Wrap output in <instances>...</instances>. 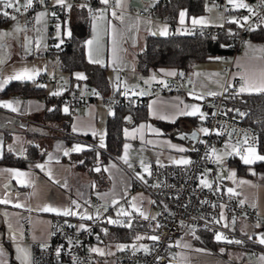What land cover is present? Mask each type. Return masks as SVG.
I'll use <instances>...</instances> for the list:
<instances>
[{"label":"crops","instance_id":"1","mask_svg":"<svg viewBox=\"0 0 264 264\" xmlns=\"http://www.w3.org/2000/svg\"><path fill=\"white\" fill-rule=\"evenodd\" d=\"M50 1H54L55 4V0H45V6L36 12V17L40 12L46 14L40 18L39 22L36 19V23L28 32L23 30V21L18 19L22 17L24 20L23 16L17 18V23L7 24L8 20H5L2 15L5 9L0 6V33L5 34L0 36V79H6L17 72L28 69L33 74L38 70L39 74H46L49 77L57 76L62 83L69 85L86 82L85 79L79 80L72 77L77 71L68 73L60 68L68 77L62 79L57 75L55 65L59 66V63L51 51L49 54L42 55L43 57L35 56L34 52L41 50L48 41L49 11L45 7H52L48 6ZM77 1L75 5L73 0H66V5H71V8L64 7L67 15L63 22L58 24L60 39L52 36L54 38L53 47H57L61 44V40L64 42V39L68 37V35L64 36V33L66 28L70 31L68 20L73 17V10L80 8L79 1L81 0ZM113 1L118 11L115 17L107 4H102L99 0L94 18L88 20V35L81 44L86 61L103 68L106 78L107 86L103 90L100 91L90 86L102 93H110L114 91V81H117L123 89L130 90L138 84L152 86L161 81L163 83L171 81L174 76H167L165 73L167 71L180 73L181 70L175 67H159L147 74H140L135 66V54L143 48L146 38L149 36L164 37L159 34V31L164 26L168 28V21L164 17L154 15L148 19L138 16L136 10L141 6L153 7L159 0H120L119 7H117V0ZM200 2V12H187L184 7L177 10L174 22H172L173 29L168 28V35L178 34L177 28L181 25L179 23L181 11L186 12L185 23L182 26L193 25V18H203L207 22L205 25L195 26L220 25V11L215 8L212 0H200ZM243 3L250 7L255 1L249 0ZM233 7L235 8L234 5ZM262 17L264 20V9ZM259 26L264 27V22ZM17 27H21L22 31H17ZM17 38L19 43L15 45L14 40ZM89 40L93 41L91 45L87 43ZM37 42H39V47H37ZM90 57L93 62H90ZM225 66H230V69L226 70ZM80 72L85 77L84 73ZM185 74V80L179 85L180 92L155 94L146 99L145 119L131 124L130 114L125 112L126 124L121 130L122 143L116 155L108 154L105 150L106 120L112 114L113 109H106L101 101L97 100L90 105L69 107L61 104V111L69 114L68 127L65 130L58 122L44 118L45 111L52 108L50 104L45 103L44 98L57 97L51 93L60 92L58 84L53 82L35 84L33 81L37 75H34L32 80L10 81L9 83H18L17 90L4 94L0 90V103L13 102L18 109L13 112L0 107V158L3 153H9L13 157H24L29 147H33L36 155L40 156L24 162L21 166L0 162V200L9 201V203H0V250L3 252L0 255V264H21V260L17 259V256L21 255L17 252V247L26 249L29 254L32 242L46 244L50 239V219L52 217H59L72 223L76 217L85 214L94 216L96 209L90 205L91 197H97L101 201L106 213L105 219L110 226L117 224L109 223V218L123 222L140 220L146 222L147 228L137 231L134 237L141 232L152 233L155 236V227L147 223L131 207L135 203L137 208L148 216V219L155 217V206L150 197L134 187L135 178L140 179V175L143 176L140 180L145 178L146 172L141 166V161L147 165L148 163L177 164L173 161L189 160L197 138V132L195 137L192 133L199 125L200 118L199 114L184 116L178 113L184 110L185 105H197L200 108L202 101L211 96L207 93H219L225 83L237 81L239 89L242 85L247 87V84H253L259 87L264 83V39L257 40L248 36L245 45L229 59H225L222 54L197 61ZM153 76L155 79H152ZM145 81L148 82L145 83ZM23 83H27L28 88L22 89ZM39 85H45V87H39ZM256 92L258 91H239V95ZM17 101H19L18 104L15 103ZM65 108L68 109L67 112L64 111ZM58 130L82 136L86 141L66 140ZM125 130L129 135H125ZM101 137H103L104 147H100ZM125 144L129 145L128 163H125L123 159ZM76 145L82 146V150L71 151ZM171 145L176 147H171ZM180 147L185 151L176 150ZM89 148L97 151L96 158L99 152L107 153L101 163H96L91 167L92 173H95L94 176L88 169L76 168L74 163L68 160L70 155L81 153ZM231 148L233 149V146ZM65 151L69 154L65 155ZM216 155L222 157L221 162L217 163L219 166L217 176L223 181L225 192L232 194L246 205L254 207L264 218V171H254L250 164H245L238 156L242 163L248 165L245 173L239 174L235 167L228 163V157L233 155L225 152ZM49 156L52 158L49 159ZM37 164L44 165V170L35 167ZM97 168L99 171H96ZM17 171L28 175L16 176ZM233 172H235L234 177L231 175ZM229 189H232V192H229ZM139 192H141L140 195H138ZM16 204H21L23 207H15ZM118 204L130 207V216L116 214L115 209ZM45 207L61 211L70 208L77 214L58 215L56 212L43 211ZM23 217H28L30 221L28 235H24L21 230L20 221ZM218 223L246 240L239 244H230L223 240L217 241L207 232L197 230L196 233L203 244L188 236L173 243L172 250L177 264H264V259H262L264 245L258 243V237L264 234V222L249 221L241 215H228L222 210ZM257 224L261 227L257 228ZM117 226L122 227L123 225ZM141 240L146 243L144 246L146 249L152 241L146 237ZM110 241L126 240L114 238L107 233L99 242H88L87 247L92 249ZM120 250L113 253L112 249L110 256L113 258ZM92 255L91 264H112L104 262L101 255L94 252ZM60 264L66 263L61 262ZM113 264H115L114 261Z\"/></svg>","mask_w":264,"mask_h":264},{"label":"built area","instance_id":"2","mask_svg":"<svg viewBox=\"0 0 264 264\" xmlns=\"http://www.w3.org/2000/svg\"><path fill=\"white\" fill-rule=\"evenodd\" d=\"M254 1L255 3L248 8H234L228 3V0H212L215 8L220 11V25L211 27L180 25L177 28L178 34L183 32L185 34L182 35H209L215 38L226 33L231 41V52L223 54V57L229 59L232 54L245 45L248 32L264 22L262 17L264 0ZM98 4L99 0L79 1V7L85 10L84 17L87 20L94 18ZM42 7L43 4H40L38 0H33L32 7L27 11L21 8V11L17 13L14 9H5L10 15L8 17L3 15V18L12 20L11 16L16 18L23 16L22 27L24 31L28 32L36 23V12ZM107 7L116 15L118 14L113 0H109ZM45 8L49 11L48 41L36 53L38 56L50 53L49 47L52 41L50 38L57 31L61 19L67 15L65 8L59 5L46 6ZM136 14L150 19L154 16V10L153 7L141 6L136 10ZM231 17L238 23L229 22ZM168 28L169 30L173 29L171 22H168ZM78 44L81 45L82 42L80 41ZM225 69L229 70L230 66H225ZM180 73L183 75L178 73L169 82L157 83L152 86L138 84L131 90L123 89L117 81H114V91L110 93H102L93 89L86 82L73 85L62 83L59 77H49L46 74H38L33 82L35 84L48 82L58 84L61 94L57 97L61 104L67 107L90 105L99 100L106 109L122 106L135 109L142 107L146 99L152 95L180 92L179 85L186 78L184 72ZM126 92L127 95H125ZM141 93L144 94L141 95ZM237 95H239V85L237 81H232L225 83L217 95L207 97L202 101L200 110L206 115L205 119L199 120V125L201 128H207L209 133L207 135L202 133L199 135L200 138H196L190 153L189 164L148 163L151 175L146 173L144 180L135 178L134 187L147 194L154 203L155 219L146 221L155 227V236L158 237V240H152L147 251L130 243L113 256L115 264H177L176 256L172 250L173 243L188 236L203 244L196 233L197 230L205 231L213 237L220 233L226 237V240H223L225 242L228 240L245 241L246 239L243 237L220 226L218 219L222 210L228 215H241L249 221L264 222V218L258 214L254 207L246 205L232 194L225 192L223 181L217 176L219 166L216 157L212 154V149H215L216 154L225 152L231 153L229 155L240 156L233 151L234 148L243 151L246 146H253L257 143L256 134L243 122L244 115L239 114L244 113V110H231L228 106V102ZM58 131L66 140L86 141L82 136ZM245 139L248 140V145L244 144ZM225 145H229V147L226 148ZM205 179L212 185L211 188L201 184V180ZM90 205L96 209V214L91 216V219L76 217L70 223L62 218L52 217L49 241L44 245L35 242L30 244L29 264H60L61 262L91 264L93 255L87 244L102 240V237L109 231V224L105 219L106 213L103 205L97 197H91ZM81 224L85 225L87 230L80 229ZM20 225L22 233L28 235L29 218L23 217ZM57 250H59V256H57Z\"/></svg>","mask_w":264,"mask_h":264},{"label":"trees","instance_id":"3","mask_svg":"<svg viewBox=\"0 0 264 264\" xmlns=\"http://www.w3.org/2000/svg\"><path fill=\"white\" fill-rule=\"evenodd\" d=\"M184 7L187 12L197 13L201 11L200 0H159L153 6L154 15L164 17L168 22H174L177 10ZM74 15L70 21L71 36L64 39L59 47H53L54 38H50V51L55 54L60 68L68 73L73 71H82L85 75V81L92 87L103 90L106 84L104 70L101 67L90 64L86 61L82 46L78 42H82L88 35V20L84 17L85 10L76 8L73 10ZM65 19V18H64ZM64 19H61L63 22ZM248 36L257 39H264V27L257 26L248 32ZM231 41L226 33H222L215 38L209 35H182L170 34L164 37L149 36L146 38L143 48L135 54V66L140 74H147L152 69L159 67H175L181 72L187 73L192 65L200 60L208 59L215 55L230 53ZM22 89L28 88L27 83H23ZM18 89L17 82L9 83L1 93H8ZM45 103L52 106L46 110L44 118L49 121L58 122L63 129H67L69 114L61 111V101L58 97H45ZM231 110H244L243 122L249 126L257 137L255 145L257 152L264 155V92H256L245 95H237L228 102ZM125 112L131 117V124L136 123L140 119H145L144 105L135 109L125 106L115 107L112 114L106 120L105 127V150L108 154H118L122 143V127L126 122L124 119ZM89 148L78 154H72L68 160L74 163L76 168L88 169L92 176L91 167L96 163H101L107 153L99 152ZM40 157L36 155V150L29 147L24 157H13L9 153H3L0 162L21 166L24 162ZM98 161V162H96ZM228 163L235 167L239 174L245 173L248 165L242 163L238 156L228 157ZM254 171H264V161H255L250 164ZM76 219V218H75ZM74 219V220H75ZM146 222L140 220H132L130 227H119L117 225H109V233L114 238H120L132 242L135 233L144 230Z\"/></svg>","mask_w":264,"mask_h":264},{"label":"snow or ice","instance_id":"4","mask_svg":"<svg viewBox=\"0 0 264 264\" xmlns=\"http://www.w3.org/2000/svg\"><path fill=\"white\" fill-rule=\"evenodd\" d=\"M38 2L40 4H44L45 3V0H38ZM100 2L102 4H108L109 0H100ZM228 3L230 4H233L235 7L237 8H248V5L243 3V0H228ZM55 4L56 5H59L60 7H65L67 6L69 9L71 8V5H66V0H55ZM33 5V0H24V3L21 5L20 4V0H0V6H3L4 9H14L15 12H20L21 11V8H23L25 11H27V9L31 8ZM120 6V0H117V7ZM83 7V6H82ZM91 11V9H90ZM249 11H251V9H249ZM46 13L45 12H40L36 19H37V22H39L40 18L43 17ZM2 15H4L5 17H8L10 14L8 11H3ZM113 16L115 17L116 16V13L113 12ZM185 16H186V12L185 11H181L180 14H179V23L181 25H183L185 23ZM12 19H16L15 16H11ZM122 19V17H120ZM245 20H247V18H245ZM231 23H238V21L236 20H231L229 21ZM207 22L203 19V18H200V19H196V18H193L192 19V24L193 25H205ZM17 31H22V29H20L19 27H17L16 29ZM155 34V33H153ZM159 34L162 35V36H167L169 34L168 32V28L167 26H164V28L162 30L159 31ZM180 34H185L183 32H181ZM5 35L4 33H0V36H3ZM68 36H71V31H68L67 33ZM57 38H59V25L57 26ZM60 43L62 44L63 43V40L60 41ZM87 43L89 45H91L93 43L92 40H89L87 41ZM60 45L58 44L57 47H59ZM37 47H39V42H37ZM90 62H93L91 60V57H90ZM95 62H100V61H95ZM39 74V71L37 70L34 74L29 72L28 69H24L20 72H17L15 73L14 75L12 76H9L8 78L6 79H0V90H3V88L12 80H32L34 79V75H38ZM178 73L176 71H167L165 73V75L167 76H176ZM77 75V79H85V77L83 76V74H76ZM179 75H183V73H179ZM152 79H155V76L152 77ZM243 79V77H242ZM148 81H145V83H147ZM161 83H163V81H161ZM247 84V82H246ZM39 87H45V85H39ZM240 92H245V91H258V92H264V83H262L259 87H256L255 85L253 84H247V87H245L244 85H242L239 89ZM61 92L59 91H56V92H52L51 95L53 96H58L60 95ZM144 93H141V95H143ZM125 95H127V92L125 93ZM207 95H211V96H214V95H217V93L215 92H209L207 93ZM198 98H201L202 97H198ZM16 104L19 103V101L15 102ZM0 107H3V108H7V109H10L11 111L13 112H16L18 109L16 106H14V103L13 102H3V103H0ZM65 112L68 111L67 108L64 109ZM197 114H199V118L201 120L205 119V113H202L199 106L197 105H185L184 106V110L180 111L178 113V115H184V116H196ZM241 116L244 115V113H239ZM162 118H166V117H162ZM174 119V118H173ZM142 128L144 127L143 125L141 126ZM75 131V128L73 129ZM153 132H156L155 129H152ZM201 132H203L205 135H207L209 133V130L207 128H201L200 129ZM125 135H129V133L127 132V130H125ZM192 136L195 137L196 136V132H193L192 133ZM244 144L248 145V140L245 139L244 140ZM100 147H104V143H103V137H101V143H100ZM171 147H176L175 145H171ZM225 147H229V145H225ZM128 148H129V145L128 144H125L124 145V149H125V155L123 157L124 159V162L125 163H128ZM11 151V148L9 149ZM82 150V146L80 145H76L74 146L71 151H76V152H79ZM177 151H180V152H183L185 151L184 148L180 147V148H176ZM233 151H235L237 154L240 155V158L241 160L245 163V164H252L254 163L255 161H264V155H260L257 153V150L254 146L252 145H248L246 148L243 149V151H241L239 148H234ZM65 155H68L69 152L68 151H65L64 152ZM212 154L216 157V162L217 163H220L221 160H220V156L219 155H216V150L215 149H212ZM231 154V153H229ZM52 157L49 156V159H51ZM174 163H177V164H189L190 161L189 160H186V159H182V160H175L173 161ZM131 166V165H130ZM141 166L144 168V171L146 173H148L149 175H151V172L149 171V167L144 164L143 161H141ZM35 167L37 168H40L42 171L44 170V165L42 164H37L35 165ZM96 171H99V168L96 169ZM15 175L16 176H19V177H24V176H27L28 174L27 173H24V172H15ZM51 174L49 173V176ZM233 177L235 176V172H233L231 174ZM140 179H143V176L140 177ZM242 183H246L245 181H242ZM201 184L204 186V187H207V188H211V184L205 179V180H201ZM229 192H232V189H229ZM135 199V198H134ZM0 203H9V201L7 200H0ZM15 207H23V205L21 204H16L14 205ZM133 211H136L138 212V214L144 218L145 220L148 219V216L145 215V213L140 210L139 208H137L136 204L133 203L131 205ZM43 211H52V212H56L58 215H64V216H69V215H76L77 213H74L70 208L69 209H64L63 211H61L60 209H55V208H51V207H45L43 209ZM124 215V216H130V213L126 212L123 208L120 209V212L118 213V215ZM6 215V214H5ZM98 215V214H97ZM92 217L90 215H83L81 216V219H91ZM153 219H155V217H153ZM221 219H223V215H221ZM109 223L111 224H117V225H123V226H127V227H130L131 226V220L127 221V222H123V221H120V220H112L111 218H109L108 220ZM227 226V225H225ZM80 229L82 230H87L85 228V225L81 224L80 226ZM257 228L261 227V225L257 224L256 225ZM105 233L107 232V230L105 229L104 230ZM142 237H137V239H141ZM216 240L217 241H221V240H226V237H224L222 234L220 233H217L216 234ZM149 239H152V240H158V237L156 236H151L149 237ZM228 243H241V241L239 240H236V241H231V240H228L227 241ZM258 243L264 245V234H261L259 237H258ZM125 246L124 245H118V248L119 249H123ZM145 251H147V249L145 248L144 249ZM90 251L92 252H95L99 255H105L106 253L100 249V248H92L90 249ZM17 252L21 255H18L17 256V259H20L21 260V264H29L30 262V257H29V254L27 252L26 249H23V248H20V247H17ZM3 252L2 250H0V255H2ZM59 250H57V256H59ZM262 259H264V257H262Z\"/></svg>","mask_w":264,"mask_h":264},{"label":"rangeland","instance_id":"5","mask_svg":"<svg viewBox=\"0 0 264 264\" xmlns=\"http://www.w3.org/2000/svg\"><path fill=\"white\" fill-rule=\"evenodd\" d=\"M54 1H50V3H48V6H53V5H56V4H54L53 3ZM24 3V0H20V4L22 5ZM74 4L75 5H77V2L76 1H74ZM43 6H45V3L43 4ZM18 19H21L22 21H23V18L22 17H20V18H18ZM18 21H17V18L16 19H12V20H8L6 23L7 24H15V23H17ZM20 29H21V27H20ZM67 33H68V28H66V30H65V33H64V36H66L67 35ZM14 38H16V36L15 35H12ZM52 36H54V37H56L57 38V33L56 32H54L53 33V35ZM58 39H60V34H59V38ZM14 42H15V45H17L18 43H19V40H18V38L17 39H15L14 40ZM35 53V56H37V54H36V51L34 52ZM38 57H43V56H38ZM55 73L57 74V75H59L60 77H62V79H67V77H68V75H66V73H64L63 71H61V69H60V67L58 66V65H55ZM78 73H80V74H82L80 71H77V72H75V73H73V76L72 77H75V78H77V75L76 74H78ZM50 75H52L51 73H49ZM79 80H83V79H79ZM200 129H201V127H200V125H198V126H196L195 127V132H197V138L199 137L200 138V136L199 135H201L203 132H201L200 131ZM255 147V146H254ZM258 153V152H257ZM222 157H220V159H221ZM140 171H139V175H140ZM142 175H140V177H141ZM140 193L141 192H139L138 193V195H140ZM146 202H147V200H146ZM124 204V203H123ZM123 204H118L117 206H116V209H115V213L116 214H118L119 212H120V209L121 208H123L126 212H130V207L129 208H127L126 206H124ZM122 215V214H121ZM120 215V216H121ZM146 237V238H149V237H151V236H153V234L152 233H147V232H141V233H138L133 239H132V243L134 244V245H136V246H140V247H144L145 246V244L146 243H144V241H142L141 239H137V237ZM129 242H127V241H122V242H113V241H110V242H105V243H103V244H101V245H99L98 247H94V248H100V249H102L106 254L105 255H101L102 257H103V261L105 262H110V263H112L113 264V258L110 256V253H111V251H112V249H113V253H115L116 252V250H118L119 248H118V245H124L125 247L127 246V245H129L128 244ZM124 247V248H125ZM145 248V247H144ZM95 253V252H94ZM95 254H97V253H95ZM99 255V254H98ZM110 258H112V259H110ZM107 259H109V260H107Z\"/></svg>","mask_w":264,"mask_h":264}]
</instances>
